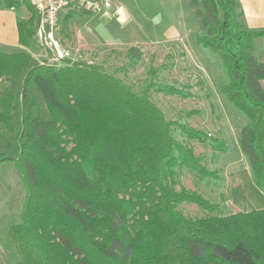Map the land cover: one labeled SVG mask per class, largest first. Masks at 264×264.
Here are the masks:
<instances>
[{"label": "trees", "instance_id": "obj_1", "mask_svg": "<svg viewBox=\"0 0 264 264\" xmlns=\"http://www.w3.org/2000/svg\"><path fill=\"white\" fill-rule=\"evenodd\" d=\"M197 2L205 24L194 42L220 73L219 94L245 121L239 149L263 191L264 61L255 40L264 28L247 26L240 0ZM24 4L30 15L17 22L18 42L29 47L36 11ZM127 56L118 71L142 60L136 47ZM161 68L148 67L138 92L98 64L56 68L24 50H0V164L13 163L25 190L8 228L17 264H264V208L220 215L218 203L181 184L185 170L206 186L220 180L190 141L214 152L226 142L166 118L150 93H190L159 80ZM96 118L101 129L92 133ZM228 194L247 203L239 184ZM182 203L207 214L185 215Z\"/></svg>", "mask_w": 264, "mask_h": 264}, {"label": "rangeland", "instance_id": "obj_2", "mask_svg": "<svg viewBox=\"0 0 264 264\" xmlns=\"http://www.w3.org/2000/svg\"><path fill=\"white\" fill-rule=\"evenodd\" d=\"M241 2L244 19L249 27H264L263 1L253 5L263 15V19L258 21L254 15L246 14L252 5L246 0ZM21 3L23 5L17 10L28 17L29 7L24 4L26 2ZM112 3L114 7H123L125 22L83 13L75 15L67 22L61 19L58 38L71 52L73 59H69V62L65 60L54 63L50 55L42 49H37L36 53L34 51L33 57L42 64L56 68L74 61L98 64L107 71L116 73L138 92L147 80L148 67H162L159 80L183 87L190 93V96L185 98L179 95L150 93V97L166 118L187 122L191 127L202 130L211 137L222 138L226 142L225 151L214 152L206 144L196 140L190 141L195 153L203 158L207 168L219 172L220 180L216 185L206 186L195 174L185 170L181 184L218 203L220 215L250 208H264V190L255 186L249 162L239 149V133L245 121L232 111L219 94L220 73L194 42L195 33L205 24L201 8L192 12L185 8L180 0H112ZM183 11L186 15L180 16ZM172 26L176 28L175 31L168 30ZM131 47L141 51V62L127 72L118 71L127 61V51ZM0 50L20 51L17 48ZM255 53L258 58H264V38L255 40ZM189 112H192L190 116L180 119ZM98 118L93 120L90 131L92 133L101 129L100 123L96 124L100 121ZM238 184L242 186L247 197L245 204L233 202L228 194V188ZM24 197V186L13 163L0 164V264H17L12 256L15 248L8 235V228L18 220ZM179 209L190 217H203L207 214L193 203H182Z\"/></svg>", "mask_w": 264, "mask_h": 264}, {"label": "built area", "instance_id": "obj_3", "mask_svg": "<svg viewBox=\"0 0 264 264\" xmlns=\"http://www.w3.org/2000/svg\"><path fill=\"white\" fill-rule=\"evenodd\" d=\"M29 3L36 11L35 44L48 53L54 63L73 59L69 49L58 38L59 24L69 12L125 22L126 14L112 0H18Z\"/></svg>", "mask_w": 264, "mask_h": 264}, {"label": "crops", "instance_id": "obj_4", "mask_svg": "<svg viewBox=\"0 0 264 264\" xmlns=\"http://www.w3.org/2000/svg\"><path fill=\"white\" fill-rule=\"evenodd\" d=\"M182 3H184V7L192 10V12H195V10H200V5L198 4L197 0H180ZM249 5L251 6V9L248 8V11L246 12L247 15H254L255 20L258 21L260 18L263 19L262 13H260V10H257L253 7L254 4L259 3L260 0H246ZM262 6L264 7V0H262ZM241 2V0H240ZM242 3V2H241ZM176 1H174L173 5L175 6ZM122 9L123 7L120 6ZM20 8V7H19ZM18 8L15 7H6L4 0H2V3H0V48H7V49H20L24 51H29L31 54L37 52V49H41L39 46H37L35 43H32L29 47H24L19 44L18 42V31H17V22L20 19L27 18L26 14L18 11ZM185 10V9H184ZM196 10V12H197ZM202 10V9H201ZM186 11V10H185ZM185 11H183L180 16L186 15ZM185 17V16H184ZM247 24V23H246ZM249 27V25L247 24ZM252 29H260L259 27H249ZM264 28V27H262ZM176 30L175 27H170L168 29ZM44 52V51H43ZM260 60L264 61V58H259ZM241 183V182H240Z\"/></svg>", "mask_w": 264, "mask_h": 264}, {"label": "clouds", "instance_id": "obj_5", "mask_svg": "<svg viewBox=\"0 0 264 264\" xmlns=\"http://www.w3.org/2000/svg\"><path fill=\"white\" fill-rule=\"evenodd\" d=\"M121 22H123V20H121Z\"/></svg>", "mask_w": 264, "mask_h": 264}]
</instances>
